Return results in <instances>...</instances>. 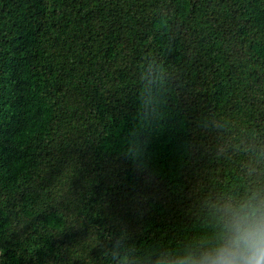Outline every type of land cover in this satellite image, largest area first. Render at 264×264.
Wrapping results in <instances>:
<instances>
[{
	"label": "trees",
	"instance_id": "obj_1",
	"mask_svg": "<svg viewBox=\"0 0 264 264\" xmlns=\"http://www.w3.org/2000/svg\"><path fill=\"white\" fill-rule=\"evenodd\" d=\"M264 235V0H0V264H249Z\"/></svg>",
	"mask_w": 264,
	"mask_h": 264
},
{
	"label": "clouds",
	"instance_id": "obj_2",
	"mask_svg": "<svg viewBox=\"0 0 264 264\" xmlns=\"http://www.w3.org/2000/svg\"><path fill=\"white\" fill-rule=\"evenodd\" d=\"M249 264H264V235L258 237L250 247Z\"/></svg>",
	"mask_w": 264,
	"mask_h": 264
}]
</instances>
